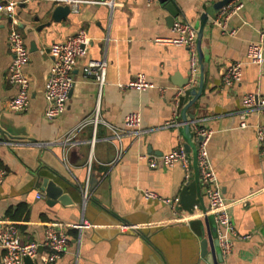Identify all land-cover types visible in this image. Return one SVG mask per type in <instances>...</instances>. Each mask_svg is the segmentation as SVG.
Wrapping results in <instances>:
<instances>
[{
    "label": "crops",
    "instance_id": "1",
    "mask_svg": "<svg viewBox=\"0 0 264 264\" xmlns=\"http://www.w3.org/2000/svg\"><path fill=\"white\" fill-rule=\"evenodd\" d=\"M80 1L86 3L76 13L69 5L46 0L2 2L15 4L10 17L0 13V168L6 172L0 185V227L13 224L22 243L40 246L35 264H75L76 259L77 264H208L201 257L205 219L211 218L209 227L214 221L204 215L207 205L194 132L183 124L197 121L212 133L208 155L224 198L249 197L230 210L240 239L223 264H264V140L259 141L254 130L256 124H264V115L247 116L245 127L240 116L245 95L264 97V60L259 66L246 63L248 45L264 33V0L245 4L228 19L226 31L214 22L227 0H168L178 11L174 23H187L196 34L206 17L194 85L188 50L155 43L175 37L165 4L106 0L108 7L97 4L105 0ZM58 7L63 11L55 14ZM12 30L22 36L29 53V105L23 112L8 107L16 93L6 79L13 56L8 43ZM79 30L91 45L72 74L74 86L64 113L47 121L44 84L52 64L48 48ZM103 59L106 84L99 93L82 69ZM238 63L241 80L224 86L223 72ZM139 74L154 87L117 88ZM200 85L196 102L186 108L193 98L190 90L197 92ZM96 110L109 127L120 130L124 116L139 113V133L118 142L102 124L95 133L85 127L64 161L62 137ZM169 122L177 126L166 127ZM179 147L187 154V181L180 165L148 166L147 157L160 159ZM44 178L61 189L63 204L48 205L41 189ZM144 192L157 198L146 199ZM38 194L42 198L37 199ZM50 224L60 225L67 236L66 250L55 262L48 260L42 246ZM2 255L0 248V264Z\"/></svg>",
    "mask_w": 264,
    "mask_h": 264
},
{
    "label": "built area",
    "instance_id": "2",
    "mask_svg": "<svg viewBox=\"0 0 264 264\" xmlns=\"http://www.w3.org/2000/svg\"><path fill=\"white\" fill-rule=\"evenodd\" d=\"M46 1L69 5L74 13L78 11V6L80 4L86 3L80 0ZM253 1L254 0L230 1L228 4L220 8L214 23L218 25L222 31H226V22L228 19L240 12L244 8L245 4ZM2 2L3 0H0V13H4L6 16L10 17L14 12L15 2H9L5 5ZM97 4H104L111 7V3H107L106 0L98 2ZM172 32L174 33V38L169 40H155V43L184 47L188 50L190 55V85H194L197 83L196 69L198 66L196 32L187 23L183 22L173 23ZM229 33L234 34L235 31L232 30ZM263 37L264 33L260 36V39L257 42L248 45L246 63L255 66H259L263 63ZM8 43L13 56L7 69L6 79L7 82L16 89V93L9 101L8 107L11 111L23 112L29 105V80L25 74V68L29 60V53L22 36L16 30H12L9 33ZM90 45L91 39L83 30H79L74 35L69 36L63 41L53 42L50 44L48 48V55L52 60V64L49 75L44 84V99L47 104L44 111V118L47 121L57 120L64 113L70 98V93L74 86L72 74L79 62L85 57ZM106 67L107 63L105 59H103L101 61L88 62L82 69L83 74L86 77H91L96 83L99 93L106 84ZM241 68L242 64L240 63L226 68L222 74L223 85L231 87L238 83L241 80ZM153 87L154 86L141 74L137 75L127 84H117V88L120 90L142 91ZM178 96H180V93L177 94V97ZM175 106H177V104ZM241 107V127H245L244 120L247 116L260 118L264 115V97H260L257 94H247L241 100ZM99 124H102L106 128L110 129L112 139L119 142L124 136H134L139 133L141 128V115L134 112L124 116L122 129L120 130L109 127L108 124L99 117V112L96 110L92 116L81 122L78 126L62 137V140L60 141L62 144L61 156L64 161L67 156V151L71 147L79 144L78 141L74 140L76 135L85 127H91L92 131L95 133ZM183 124L191 126L192 131L194 132L196 162L200 174V183L204 189L207 205L204 215H210L213 217L215 228L214 240L217 243L222 263H224L233 250L234 242L240 239L234 229L230 210L234 206L243 205L249 197L231 201H227L224 198L219 181L208 155L207 147L212 133L197 121H187ZM174 125L177 126L174 122L165 124L166 127H172ZM254 130L258 140H264V124H256L254 126ZM119 154L120 153H118V156ZM147 163L150 168H155L159 164L168 168L180 165L185 172V180L187 181L189 178L187 154L182 147L171 151L169 154L163 155L160 159L147 157ZM5 176L6 172L0 168V185L3 183ZM143 196L146 199L157 198L152 192H144ZM36 198L40 199L42 198V195L38 194ZM60 228L61 226L57 224H50L46 226L45 241L42 246L47 248L48 260L50 262L59 260L66 250L67 236ZM72 228L80 229V226H72ZM0 248L3 251L1 264H24V258H29L33 262L37 259L40 246L35 243H22L15 225L5 223L2 227H0ZM75 264H77V259L75 260Z\"/></svg>",
    "mask_w": 264,
    "mask_h": 264
},
{
    "label": "water",
    "instance_id": "3",
    "mask_svg": "<svg viewBox=\"0 0 264 264\" xmlns=\"http://www.w3.org/2000/svg\"><path fill=\"white\" fill-rule=\"evenodd\" d=\"M157 1L162 3V4H165L166 10L170 13L169 23H171L173 25L174 19L178 15V11L174 7V4L172 2L171 3L168 2V0H157ZM230 1H232V0L225 1L221 7L228 4ZM62 11H63V8L58 7L55 10V14H60V13H62ZM205 18L206 17L203 16L201 19V21H203V23H204V21H206ZM203 23H202V25H203ZM202 25H201L200 30H198V32L196 34V49H197V55H198V58L200 61L202 59V53H201V49H200L202 31H203ZM0 28H2V27H0ZM200 90H201V85L199 86L197 92H195L194 90H190V94H191V96H193V98L186 108L192 106L196 102V100L199 96ZM190 117L192 118V116H190ZM185 122H187V120ZM14 154L18 156L19 153L14 152ZM55 171H56V173L60 174L63 178H66L61 171H58L56 169H55ZM41 185H42L41 189L45 194V198H46L49 206H53L56 202L63 204L62 201H63L64 197L62 195V191L60 188H58L55 185V183L52 182V180H48L47 178H44V179H42ZM76 192L78 193V191H76ZM210 219L209 218L205 219V226L207 228V237L205 240L202 241V249L201 250H202L203 256H201V257L203 259H205V261L208 264H223L222 259L220 257L219 249L217 247V243L214 240L215 228H214V226H212V227L208 226V221H210ZM207 249L209 251H207ZM205 250H206V252H205ZM207 252H208V254H207ZM24 264H35V263L33 261H31L29 258H24Z\"/></svg>",
    "mask_w": 264,
    "mask_h": 264
}]
</instances>
